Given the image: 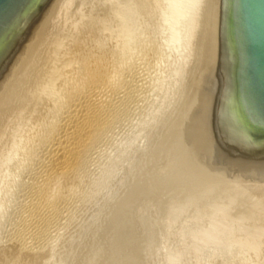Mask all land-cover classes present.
<instances>
[{
    "label": "bare ground",
    "instance_id": "obj_1",
    "mask_svg": "<svg viewBox=\"0 0 264 264\" xmlns=\"http://www.w3.org/2000/svg\"><path fill=\"white\" fill-rule=\"evenodd\" d=\"M45 2L0 86V264H54L58 259L59 263L66 264H149L143 255L144 245L137 244L141 237L146 236L141 234L140 229L148 228L146 218L149 217H140L141 213L137 218L134 208L133 218H130L131 221L127 219L130 221L128 224L119 220V209L121 205L124 206L119 199L122 188L115 193L116 198L111 199L109 196L101 210L94 217L90 216L91 219L83 225L76 224L80 217L75 215L76 212L73 214L74 207L78 198L84 200L88 195V192L87 195L84 193V185L89 176L92 155L99 154L97 152L105 141L111 138L109 136L120 123L121 117L128 112L129 105L148 91L149 78L145 79L144 70H159L158 63L169 57L165 56L166 48L160 39L167 43L175 40L177 53L191 55L189 62L192 64L186 70L182 85L170 100L172 108L159 124L161 126L154 134L152 148L144 151L142 162L140 160L130 167V173L124 180L127 185H124L121 195L133 197L138 189H146L145 176H154L148 172L151 168L148 163L152 166L155 163L156 166L160 163L164 165L169 158L167 154L153 152L191 91L201 55L203 0H127L123 8H119L123 3L119 4V0ZM146 6L150 7L147 10H151V13H156L162 23L165 22V29L162 28L157 40L151 38L149 30L142 26L145 22H140L141 26L136 23L135 15ZM146 15L141 16L145 19ZM151 16L153 21L155 15ZM171 53L175 55L176 51ZM177 76L178 70L174 73V77ZM164 78V75H160L156 87H160ZM162 174L165 175L164 172ZM176 176V171L172 170L167 176L168 181H176ZM165 193L162 192V195ZM89 196L87 199H90ZM236 197L239 196L236 194ZM261 198L264 199L263 196ZM155 199L151 200L155 202ZM214 212L217 215V211ZM246 215L237 217L236 222H240V218L247 219L245 222L251 220V229L242 237L232 239L230 236L231 246L255 244L253 250L256 254L262 247L259 242L264 237V224L256 223L251 213ZM122 221L126 220L122 217ZM226 223L223 221L222 225L226 226ZM62 227L70 228L69 232L59 235ZM212 232L205 233L204 237H215L216 234ZM59 239L58 245L53 246L52 242ZM219 239L217 236L216 240ZM141 241L144 244L145 241Z\"/></svg>",
    "mask_w": 264,
    "mask_h": 264
},
{
    "label": "rangeland",
    "instance_id": "obj_2",
    "mask_svg": "<svg viewBox=\"0 0 264 264\" xmlns=\"http://www.w3.org/2000/svg\"><path fill=\"white\" fill-rule=\"evenodd\" d=\"M123 1L124 0H119V4H121L120 2H123ZM126 1H124L122 3V6H119V8L120 7L123 8L124 3H126ZM146 1H148V0H146ZM145 8H143V9H144V11L146 10L145 11L146 13L144 11H142L143 10L142 8H140V10H138L139 12L135 15V16H137V17H135L137 19L136 23L140 24V22H141L142 24H145V23L149 24L148 22L152 21L151 15H155V16H153V21L149 24V26L148 25L146 26V24L142 25V26L145 29L149 30V34H150L151 38H153L154 40H157L156 37L160 36L159 33L162 31V28L165 29V22L162 23V21H160L159 18L156 17L157 15L155 12L151 13V10L150 11L147 10V8L149 9L150 7L146 6ZM142 13H145V14H142ZM146 14L147 15L149 14V15L147 16ZM141 15L142 16L144 15V17L146 15L147 18L144 19ZM138 19H140V20H138ZM146 19L148 20V22ZM112 21L114 22V20H112ZM151 24H152V26H151ZM140 26H141V24H140ZM148 30H147V32H148ZM156 31H158V32H156ZM155 34L156 35L158 34V35L155 36ZM151 35H154L155 37L151 36ZM135 40H136V38H135ZM160 41L164 44V47L167 49V50L165 49V52H166L165 56L168 55L170 57V55L172 54L171 52L176 51V53H175V55L172 54L171 58H173V59H171L167 56L168 58L166 59V57H165V61L164 60L161 61V63H160L161 65L158 63V65L160 67L159 70H158V68H156V70L155 69H153V70L149 69V70H147L148 73H146L147 71L144 70L145 79L149 78V82H148L147 86H149V85L150 86L148 87V91L146 92V94H143L142 96L137 97L136 98L137 100L133 101L129 105V108L127 110L128 112L125 113L121 117L120 123L116 126L114 131L109 136L111 138H109V140L107 139L108 142L105 141L106 143H104V145L105 144L106 145L105 146L103 145L101 147V150L99 152H97L99 154L94 153L92 155V158L90 160V162H92V163L89 162V168H88L89 169V176H88V179L84 185L86 188V190L84 188V193H85V195H87V192H88V195L85 196L86 199H84V200H83V198H78L77 203L74 207L75 211L73 214H75V212H76L75 215H77V217L81 218V219L80 218L77 219L76 224L77 225L78 224L83 225L84 223L88 222L91 219V217H94L95 214L101 210L102 206L104 205V202L109 199V196L112 197L111 199H113L116 196L115 193H117L122 188L123 190L121 189L119 191V199L121 200L120 204H124L125 207L121 205V207L119 209V220H121V222H125V224L126 223L128 224L131 221L130 218L132 217V212H134V208H136L135 209V211H136L135 215L137 214L136 215L137 218H139V215L141 213L143 215L141 214L140 217L141 216L143 217L144 215L149 217V218H146L147 223H149V224H147L148 228L146 229L144 227V229H143V227L141 226L142 230L140 229V232H142L141 234L144 233L143 236L146 234V236H148V238L146 236H144L143 238L142 237L140 238V236H138L140 238L139 239L140 242L137 241L138 245L139 244L144 245V246H142L143 247L142 250L144 249L143 255L145 256V259H146V261H148L149 264H212V262H213V264H217V263L218 264H248V263H250V264H264V250H261V249H264V243H263L264 237H261V239H260L259 243H260V246H262V247L259 248V250H258L259 253L257 252L256 254H255V251L253 250L255 244L254 245H252V244L251 245L250 244L244 245V243H240L239 245L231 246V245H233V244H231V238L236 239L237 236L242 237V235H244V233L249 232L251 229V226H249V223L251 224V222H252L251 220H248V222H245V221H247V219L242 220L240 218L239 220H241V221L236 222L240 216H243L246 214H247L246 216H248L251 213V215L255 216V218L253 217V219L256 221V223L264 224V206L262 205V204H264V202H263L264 199L261 198L262 196L264 197V193L263 194L261 193L264 191V189H263L264 188L263 187L264 181L260 182V181H252V180H243V181L238 180V181H236V180H222V179H206V180H204V179H181L179 176H176V178H178V179H175L176 181L170 179V180H172L170 182V181H168L169 178L167 176H168L169 172H171L172 170L174 171L175 168L173 169L174 165H173V162L171 161L170 154H167V157H169V158H167L166 161H169V162L165 161L167 163V164H165V162H164L165 166L163 165V163H160V165H157V166H156V163L153 166H152V164L150 165V163H148V166L151 167L148 172L151 174L153 173L152 175H154V176H150V174L145 176V180H147V183H146L147 188L146 189H141V188L138 189L137 192H135L133 194V197L131 195H130L131 197L130 196L125 197V196L121 195V193L125 189V186L127 185V181H124V180L127 179V176H128L127 174L130 173L129 172L130 167L135 166V163L138 164L140 162V160L142 162L143 161L142 158L145 156L144 151L147 152L150 148H152L153 143H154L153 140L155 141L154 134L158 131V128H160L159 126H161V125H159V124L161 122H163V119L165 118L167 111L169 112L172 108V105H171L172 101L170 102V100H172L174 93L177 92L178 88H180V86L182 85V82H183L182 80H183V78H185L184 76L186 75L185 73H187L189 67L192 64V62L191 63L189 62V61H191L190 60L191 55L187 56L184 53L183 54L177 53V49H176L177 48L176 47L177 42L175 40L172 42H169V43H167L161 39H160ZM166 43L170 44V45H167ZM176 54H177V56H176ZM186 57H187V59H186ZM184 59H186L187 61L186 60L184 61ZM162 67H164V68H162ZM173 68H175V69L173 70ZM165 69H167V70H165ZM162 70H163V72H162ZM177 70L179 71V77L178 76L174 77V73L177 72ZM159 71H161V72H159ZM160 75L161 76L164 75L165 78L163 80V83L160 84V87H159V85H158V87H156L157 86L156 82H158ZM157 78H158V80H157ZM151 86H153V87H151ZM156 94H158V95H156ZM162 95L163 96L167 95L166 99H163ZM133 110H135V111H133ZM103 147H104V149H103ZM163 167H166V168L168 167V169L163 168ZM151 169H153V170H151ZM150 171H152V172H150ZM161 172L162 173L164 172L165 175H163ZM156 175L159 177L162 175L163 176L158 179V178H155V177H157ZM146 177H148V178H146ZM150 177H153V178H150ZM156 179H158V180H156ZM160 179H162V180H160ZM197 180H199V181L197 182ZM173 181H174V184H173ZM161 183H163L164 185ZM165 183H167V184H165ZM170 183H172V184H170ZM252 183H253V185H252ZM222 184H224V185H222ZM240 184H241V186H240ZM255 184L258 186H255ZM152 185H154V186H152ZM238 185H239V187H238ZM211 186H213V187H211ZM250 186L252 189L250 188ZM149 187H152L153 189L149 188ZM154 187H158V189L154 188ZM173 187H174V189H173ZM253 187H255L256 189H254ZM208 189H210V190H208ZM230 189H232V190H230ZM253 189H254V191H252ZM258 189L260 190V192H257ZM141 190L142 191L146 190V191L142 192ZM157 191H158V193H157ZM231 191H233L232 192L233 194H231ZM162 192L163 193L166 192V193L162 195ZM228 192H229V194H228ZM235 192H238L240 195H241L240 192H242V195L240 196V195H238V193H235ZM249 192H250V195H249ZM167 193H169V194L166 195ZM243 193L245 195H243ZM145 194H146V196H145ZM151 194H152V196H150ZM236 194L239 197H236ZM257 194H259V195H257ZM158 195L160 197H158ZM222 195L223 196L225 195V196L222 197ZM228 195L233 200L230 197H226ZM88 196L90 199H87ZM154 196L158 199V200L155 199V202L157 200L156 203L154 202V200H151V199L155 198ZM243 196H244V198H243ZM252 196H254V197H252ZM121 197L122 198L124 197V199H126L127 201L122 199ZM142 197L144 198V200L142 199ZM151 197H154V198H151ZM246 197L251 202H249V200ZM147 198L150 199V201L154 202L153 204H155V205H153L152 202H150ZM242 198L244 200L245 199L246 200L244 201ZM253 198L255 200H257L259 198L261 201L259 202V199H258L256 202ZM219 199H221V200H219ZM222 199H224V200H222ZM225 199H228V201ZM79 200H81V201H79ZM85 200H86V202H85ZM82 201H83V203H82ZM132 201L134 202V204L132 203ZM137 201H138V203H137ZM143 201H144V204H143ZM159 201H160V203H159ZM218 201H219V203L221 201L223 203L219 204ZM234 201H236V202H234ZM129 202H131V203H129ZM135 202L137 203L138 206L136 205ZM226 202H228V203H226ZM252 202L253 203L255 202V203L253 204ZM86 203L87 204L89 203V204L87 205ZM149 203L151 204V206ZM242 203H244V204H242ZM256 203H258V206H256L257 205ZM259 203H262L261 204L262 207L260 206ZM82 204H84L85 206H83ZM120 204H119V206H120ZM143 205H144V207H143ZM248 205L250 207H248ZM217 206H218V210L216 209ZM221 206H223V207H221ZM212 207H214V208L211 209ZM142 208H144L143 210L145 212L142 210ZM252 208H254V209H252ZM255 208H257V209L255 210ZM137 209H139V210H137ZM148 209H149V211L150 210L151 211L149 212ZM146 210H147L148 215L146 214ZM213 210L217 211L216 212L217 215H215V212L212 213ZM123 212L124 213L126 212V213L124 214ZM243 212H245V213H243ZM210 213H212V215ZM123 214L124 215L127 214V215L124 216ZM235 214H236V216H235ZM213 215L218 220L214 219ZM228 215L229 216L231 215L232 218L229 217ZM122 217H123V220L125 219L126 221H122ZM224 217L228 218V220L225 219ZM234 218H237V219L234 220ZM127 219L130 221H128ZM223 221L227 222L226 226L222 225ZM238 223H240V224L242 223V224L238 225ZM216 224H217V226H216ZM245 224H247L249 228H247V225H245ZM230 225L232 227H230ZM210 226H213V227H210ZM222 226H224V227H222ZM240 226H241V228H240ZM230 228H232V229H230ZM69 230H70V228H69ZM69 230L67 229V227H62L60 230L62 232L60 233V231H59V235H64V234H66V232H69ZM75 230H77V229H75ZM147 230H148V232H146ZM236 230L237 231L240 230V231L236 232ZM212 231H214V234H216L215 237H212L211 239L204 237L205 233L212 232ZM216 231H217V233H215ZM140 232H138L139 234L138 233L137 234L141 235ZM235 233H237V234H235ZM238 233H240V234H238ZM221 235H223V236H221ZM217 236H219L221 241H220V239L218 241L216 240ZM230 236H231V238H230ZM144 238L148 239V241L147 240L145 241ZM141 240L145 241L144 244ZM59 241H61V239L53 241L52 242L53 246H57ZM146 244L148 245L149 248L146 246ZM194 244H196V245L194 246ZM145 250L149 251V252L146 253ZM249 251H250V254H248ZM259 255H260V257H259ZM148 257L150 258L149 259L150 262L147 259ZM253 257L255 259H253ZM58 261H59V259H58ZM58 261L55 260L53 263L54 264H57V263L58 264H62V263L66 264L64 262L59 263ZM250 261H252V262H250Z\"/></svg>",
    "mask_w": 264,
    "mask_h": 264
},
{
    "label": "water",
    "instance_id": "obj_3",
    "mask_svg": "<svg viewBox=\"0 0 264 264\" xmlns=\"http://www.w3.org/2000/svg\"><path fill=\"white\" fill-rule=\"evenodd\" d=\"M46 0H0V86ZM188 99L153 153L181 179L264 181V0H203Z\"/></svg>",
    "mask_w": 264,
    "mask_h": 264
}]
</instances>
